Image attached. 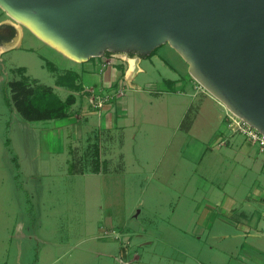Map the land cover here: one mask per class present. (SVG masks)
<instances>
[{"label":"rangeland","instance_id":"1","mask_svg":"<svg viewBox=\"0 0 264 264\" xmlns=\"http://www.w3.org/2000/svg\"><path fill=\"white\" fill-rule=\"evenodd\" d=\"M2 23L14 26L18 39L13 49L0 48V189L17 178L35 196V201L39 200L44 220L49 230L55 232L52 235L58 240L62 236L61 240L68 244L64 247L63 262L83 263L90 258L85 255L88 253L71 251L73 245L82 250L97 248L102 243L116 248L123 243L132 253L142 237L152 240L158 220L155 213L159 210L166 214L170 209L174 200L171 180L188 181L204 170L217 178V163L211 149L215 134L226 133L223 120L227 110L204 90L206 96L194 94L192 87L188 96L171 91L159 95L169 89L163 78H177L180 82L189 79L185 62L168 44L157 48L158 58L153 59V66L142 63L144 70L134 81L139 89H123L120 100L127 105V115L121 117L118 125H126L124 131L111 130L116 137L113 142V137L103 135L97 141V137L89 135L80 146H75L71 134L79 124L71 120L25 121L6 106L5 97L10 96L8 82L21 79L32 85L38 81L49 86L64 100L69 92L55 86L56 77L66 71H78L80 64L41 42L0 8ZM104 59L103 63L113 62ZM190 105L198 113L191 133L186 135L179 125ZM77 107L78 104L71 107V115ZM62 125H68L66 140L53 130ZM204 153L203 162L199 163ZM67 160L76 161V170L82 174H74L76 171L72 172ZM95 171L100 175L91 174ZM195 171L196 175L189 176ZM119 172L121 175H115ZM125 227L130 234L121 233ZM104 231L113 233L104 236ZM145 251H151V247ZM87 262L97 264L94 259Z\"/></svg>","mask_w":264,"mask_h":264},{"label":"crops","instance_id":"2","mask_svg":"<svg viewBox=\"0 0 264 264\" xmlns=\"http://www.w3.org/2000/svg\"><path fill=\"white\" fill-rule=\"evenodd\" d=\"M156 50L145 57L118 53L91 58L80 63L78 71H74L78 74L82 91L75 93L56 86L76 97V113L62 120L79 124L71 134L75 146H80L89 135L97 137V141L103 135L108 139L113 137V142L116 137L111 135V130L124 131L126 125H118L121 117L127 115V105L120 100L124 93L95 111L89 104V91H106L110 88L123 91L125 87L139 89L134 82L135 78L143 72V62H149L152 66L155 64L153 59L158 58ZM104 58L112 59L113 62L102 66ZM164 64L169 66L167 62ZM185 67L188 71L187 64ZM187 75L189 79L183 82L177 78H163L169 89L159 92V95L171 91L188 96L191 87L194 94L204 95L205 90L189 73ZM171 87L178 89L173 90ZM193 107L190 105L179 125L186 135L191 133L196 121L198 109L193 110ZM187 115L192 119L190 126L183 125ZM67 127L68 125H62L53 130L62 134L66 140ZM215 135V145L211 151L214 152L217 163V178L210 177L204 170L201 175H196V171L189 174L196 176L188 181L171 180L174 200L170 202V209L166 214L159 210L155 213L158 220L152 230V240L142 237L132 253L126 248L127 244L123 243L116 248L102 243L97 248L82 250L79 245H73L70 247L71 251L73 249L88 253L85 254L90 255L87 261L94 259L97 264H264V153L240 136L230 137L227 132ZM117 141L120 143V139L117 138ZM67 155L69 156V151ZM204 155L205 153L198 159L199 163L203 162ZM209 160L208 157L207 162ZM67 163L70 166L75 164L74 174H82L76 170V161L70 163L67 160ZM208 168L212 170L211 167ZM121 172L115 175H121ZM91 174L96 176L100 172ZM30 180L35 181L34 178ZM5 186L7 188L0 189V264L88 263L63 262L64 247L68 244H64L62 236L58 240L52 235L55 232L49 230L39 200L35 201V196L17 178ZM121 230V233L130 234L129 228ZM141 231L146 232L144 228ZM160 245L162 248H158ZM148 247H151V251H145Z\"/></svg>","mask_w":264,"mask_h":264},{"label":"water","instance_id":"3","mask_svg":"<svg viewBox=\"0 0 264 264\" xmlns=\"http://www.w3.org/2000/svg\"><path fill=\"white\" fill-rule=\"evenodd\" d=\"M0 8L79 64L168 44L201 88L264 135V0H0Z\"/></svg>","mask_w":264,"mask_h":264},{"label":"trees","instance_id":"4","mask_svg":"<svg viewBox=\"0 0 264 264\" xmlns=\"http://www.w3.org/2000/svg\"><path fill=\"white\" fill-rule=\"evenodd\" d=\"M105 55H110V53L106 52ZM78 79L77 73L66 71L62 75H57L55 86L78 93L83 89ZM7 87L10 96L5 97L6 106L28 122L67 119L71 107L76 102L73 93L62 100L51 87L38 81H34L32 85L21 79H12L8 82ZM191 122L192 119L187 115L183 125L190 126ZM74 166L75 164L71 165L72 172L75 170Z\"/></svg>","mask_w":264,"mask_h":264},{"label":"built area","instance_id":"5","mask_svg":"<svg viewBox=\"0 0 264 264\" xmlns=\"http://www.w3.org/2000/svg\"><path fill=\"white\" fill-rule=\"evenodd\" d=\"M112 62L105 61L102 66L110 65ZM117 90V91H116ZM113 89L110 88L108 90H99L94 91L90 90L89 94V104L90 106L95 110L99 111L103 108V106L109 102L115 99L117 95H122L123 91L122 89ZM226 132L228 133V136H240L242 137L247 143L250 145H253L258 148V150L262 153H264V135L260 134L256 129L239 119L238 117L234 116L230 112H226L224 120H223ZM110 233H113V231H104V236H109Z\"/></svg>","mask_w":264,"mask_h":264},{"label":"flooded vegetation","instance_id":"6","mask_svg":"<svg viewBox=\"0 0 264 264\" xmlns=\"http://www.w3.org/2000/svg\"><path fill=\"white\" fill-rule=\"evenodd\" d=\"M17 36V30L14 26L2 23L0 24V46L12 42Z\"/></svg>","mask_w":264,"mask_h":264},{"label":"bare ground","instance_id":"7","mask_svg":"<svg viewBox=\"0 0 264 264\" xmlns=\"http://www.w3.org/2000/svg\"><path fill=\"white\" fill-rule=\"evenodd\" d=\"M133 70V69H132Z\"/></svg>","mask_w":264,"mask_h":264}]
</instances>
